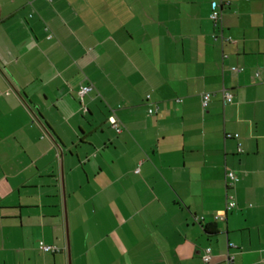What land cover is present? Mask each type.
<instances>
[{"label": "crops", "instance_id": "1", "mask_svg": "<svg viewBox=\"0 0 264 264\" xmlns=\"http://www.w3.org/2000/svg\"><path fill=\"white\" fill-rule=\"evenodd\" d=\"M207 251L264 264V0H0V264Z\"/></svg>", "mask_w": 264, "mask_h": 264}, {"label": "built area", "instance_id": "2", "mask_svg": "<svg viewBox=\"0 0 264 264\" xmlns=\"http://www.w3.org/2000/svg\"><path fill=\"white\" fill-rule=\"evenodd\" d=\"M221 18V11L219 10L218 7H214V10L211 14V19L217 23ZM233 70H236V68H234ZM93 90V87L90 86V85H87V86H81L80 90H79V95L81 98H83L86 94L90 93L91 91ZM151 97L150 96H147V100H150ZM224 99L226 102L228 103H231L233 101V96L230 92H227L225 91L224 92ZM209 101H210V94H204L203 96V106L204 107H207L208 104H209ZM158 107H155V108H150L149 109V114H156L158 112ZM111 123L117 127V121L114 117H111L110 119ZM228 137H232V135H228ZM234 137L238 138L239 136L238 135H235ZM238 151L239 152H242V148H241V145H239V148H238ZM239 181V177L234 174V173H229L228 176H227V187H232L234 186L237 182ZM236 207V202L234 200V197L233 196H230L228 201H227V204H226V208L224 211L222 212H219L218 214H216L214 216V219L216 221H221V220H225L226 218V215L228 214V212L232 211L234 208ZM235 247L234 244H230V248H233ZM40 249L44 252H59V248L56 247V246H51V245H47L45 243H41L40 244ZM211 254L209 251L206 252V254L203 256V261L205 264H211ZM234 259V256L233 255H230L229 256V261H233Z\"/></svg>", "mask_w": 264, "mask_h": 264}, {"label": "trees", "instance_id": "3", "mask_svg": "<svg viewBox=\"0 0 264 264\" xmlns=\"http://www.w3.org/2000/svg\"><path fill=\"white\" fill-rule=\"evenodd\" d=\"M207 231H209V233H214L215 231L207 229Z\"/></svg>", "mask_w": 264, "mask_h": 264}]
</instances>
